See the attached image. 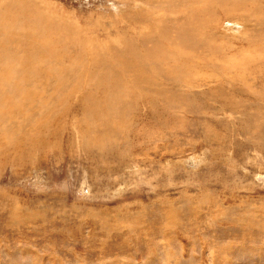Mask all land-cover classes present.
<instances>
[{
  "label": "rangeland",
  "instance_id": "1",
  "mask_svg": "<svg viewBox=\"0 0 264 264\" xmlns=\"http://www.w3.org/2000/svg\"><path fill=\"white\" fill-rule=\"evenodd\" d=\"M25 2L0 0V12L25 13ZM28 2L46 12L53 35L105 42L154 29L135 17L147 6L129 0ZM257 4L264 10V0ZM258 20L245 10L220 14L210 30L220 54L201 64L198 44L189 74L160 77V90L141 84L140 99L126 88L111 104L113 118L117 107L125 110L114 130L84 119L105 104L80 68L71 73L80 80L63 79L57 89V79H29L48 81L43 96L32 93L26 113L0 121V264H264ZM254 39L258 51L248 44ZM2 131L40 139L18 150Z\"/></svg>",
  "mask_w": 264,
  "mask_h": 264
},
{
  "label": "bare ground",
  "instance_id": "2",
  "mask_svg": "<svg viewBox=\"0 0 264 264\" xmlns=\"http://www.w3.org/2000/svg\"><path fill=\"white\" fill-rule=\"evenodd\" d=\"M129 1L147 6L144 16L137 14L140 16L135 17L141 21L140 27L144 26L147 31L153 27V31H144L146 34H140L141 36L138 37L137 34L129 36V32L123 31L124 37L119 34L115 40L105 42H100L97 38L91 40V37L90 40L80 38L73 31L53 35L55 34L51 30L53 28H50L51 25L47 26L50 20L48 21L46 17L43 19L46 12L40 7L33 6L28 0L25 2V13H12L8 10L0 12V121L14 117L19 111L27 110L26 101L30 100L31 103L34 99L31 96L32 93L43 96L41 93L45 92V84L48 81L47 83L39 82L38 86L33 85L36 81L57 79V82L53 83L57 89L62 86L63 82L60 81L63 79L80 80L82 76L80 72L71 73L81 69L84 71V78L95 80L97 89L98 87L102 89L103 96L100 101L105 104L101 111L94 112L92 116L85 115L84 119L87 118L88 122L89 119L93 122L105 121L109 128L117 129L123 123L125 110L124 106L117 107L113 118L114 113L110 116L111 104L123 101L124 92L128 90L126 88H131L133 93H137V88L141 84L144 86L146 84L150 88L160 90V77L173 80V78L180 79L184 74H189L195 68V63L197 64L194 55L198 52L199 45L202 46V52L206 55L201 64L206 62L207 57H216L220 54L222 48L215 44L210 34V30L217 26L220 14L230 15L236 10H245L256 15L258 21L264 22V10L259 7L257 0ZM128 17L133 18V15ZM149 18L151 21L147 23ZM258 35L264 40V31ZM251 43L250 48L258 51V39L249 41L248 44ZM82 44L89 46L90 50H80L82 47L77 45ZM121 45L122 47H118ZM260 46L264 50V43ZM220 56L226 59V56ZM260 57L264 59L262 52ZM232 60L229 58L227 62L231 65ZM65 62L70 63L65 65L63 64ZM85 63L88 64L87 68H84ZM207 77L208 75L205 79ZM213 77L216 79L217 75ZM29 79H34L35 82H29ZM29 84L33 86L31 89L28 87ZM134 96L139 98L141 94L137 93ZM37 98L40 101L46 100ZM149 99L147 95V100ZM1 133L7 134L6 139L10 141L7 144L15 149L20 148L21 144L26 143L27 140L37 143L40 139L38 132L31 136L15 135L14 131ZM100 139H103L101 134Z\"/></svg>",
  "mask_w": 264,
  "mask_h": 264
}]
</instances>
